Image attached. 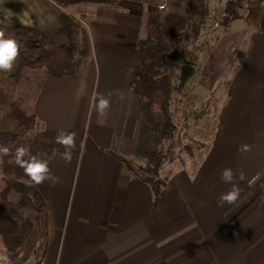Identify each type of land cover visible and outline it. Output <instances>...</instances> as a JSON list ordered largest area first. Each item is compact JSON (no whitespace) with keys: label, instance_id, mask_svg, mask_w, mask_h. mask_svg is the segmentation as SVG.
Masks as SVG:
<instances>
[{"label":"crops","instance_id":"1","mask_svg":"<svg viewBox=\"0 0 264 264\" xmlns=\"http://www.w3.org/2000/svg\"><path fill=\"white\" fill-rule=\"evenodd\" d=\"M166 2L71 4L76 15L74 9L84 6L75 17L88 31V59L71 76L27 70L19 90L15 86L38 119L28 144L32 153L51 156L57 150L49 167L60 182L33 186L47 203L40 264H264V0L258 23L240 19L217 29L204 26L190 53L196 100L218 99L211 138L190 163L166 173L161 168L166 184L155 195L118 156L135 160L139 134L149 133L140 130L131 76L144 21ZM216 3L210 0L209 12ZM25 6V22H35L61 45L57 16L42 19V0ZM110 92V110L101 117L93 97ZM59 129L76 133L71 163L55 142ZM242 144L251 150L240 152ZM7 161L0 164L1 175L28 183L23 169ZM224 168L243 171L245 180L235 181L243 190L235 204L218 206L219 195L230 188L220 178Z\"/></svg>","mask_w":264,"mask_h":264},{"label":"trees","instance_id":"2","mask_svg":"<svg viewBox=\"0 0 264 264\" xmlns=\"http://www.w3.org/2000/svg\"><path fill=\"white\" fill-rule=\"evenodd\" d=\"M55 11L59 22L58 37L52 38L25 25L6 26V37L17 40L20 54L11 72L0 77H19L27 70H42L51 76H71L79 72L91 53V42L84 25L63 10L73 3H115L118 0H42ZM263 0H218L226 15L223 27L240 19L258 23ZM210 0H167L157 13L144 21L139 37L131 86L140 107L142 127L150 130L146 146V164L135 165L118 155L132 172L150 184L155 195L166 182L160 177L165 141L177 135L170 105L174 92L180 91L182 64H194L186 52L187 40L196 41L208 21ZM185 56V57H184ZM182 58V59H181ZM181 60V61H179ZM178 83L174 82V79ZM38 119L31 102L0 87V145L14 152L28 145ZM142 128H140L141 130ZM47 203L36 188L12 176L0 177V234L14 264H26L31 257L41 261L47 239Z\"/></svg>","mask_w":264,"mask_h":264},{"label":"rangeland","instance_id":"3","mask_svg":"<svg viewBox=\"0 0 264 264\" xmlns=\"http://www.w3.org/2000/svg\"><path fill=\"white\" fill-rule=\"evenodd\" d=\"M20 1V0H19ZM29 0H24V5H19L18 0H0V29L4 31L6 26H15L19 25V21L16 19V14H23V10L27 8L26 2ZM44 3V2H43ZM212 3V0H211ZM45 11L42 15L43 20H49L53 18V14L55 11L52 7H49L47 4L44 3ZM22 7V8H21ZM212 7L214 9L211 12L214 16H217L221 11L219 3L213 4ZM66 12L80 18V15H83L84 6L79 9H74L77 15L72 11V7H65L63 8ZM86 10V8H85ZM38 10L35 11V14ZM56 15V14H55ZM27 18V16H25ZM82 18V17H81ZM80 21V20H79ZM82 25L85 26L84 22L80 21ZM35 22H25V26H29L35 29L37 28V24ZM205 26L208 29L212 27L218 28L214 26L213 21L208 18L207 23ZM199 40L193 41L190 38L187 40V48L186 52H194L197 48ZM185 57V56H184ZM37 70V69H34ZM180 71V70H179ZM24 74V73H23ZM23 74L17 78L15 77H0V87L6 90L13 96L21 97L18 92L19 87L23 81ZM22 79V80H21ZM21 80V81H19ZM25 80V77H24ZM19 81V82H18ZM175 83H178L176 78L174 79ZM193 79L188 80L185 85L180 89L178 92H174L171 105H170V112L173 118L175 125L177 126V135L170 141H165V151L163 156V164L165 162V166L163 164L161 168H166L164 173L172 170V168H180L185 164L190 163V160L194 155H197V151L200 147L205 146L206 142H208L211 138V131L214 129V123L216 120V112L215 106L217 105V101L214 97L211 99H203L202 102H198L196 97L193 94ZM18 87L17 88L15 87ZM195 90V89H194ZM219 93V91H218ZM179 94V95H178ZM218 95V94H217ZM220 95V94H219ZM26 99V98H24ZM214 99V100H213ZM28 100V99H26ZM29 101V100H28ZM30 102V101H29ZM142 128V126H140ZM146 128V126H145ZM149 130V129H148ZM150 130L149 133H140L138 137V145L136 143L138 154L135 155V160L133 158H126L125 160H129L130 162L134 163L135 165H145L146 164V152H147V139L149 140ZM9 159L6 157L3 161ZM1 164V162H0ZM172 167V168H171ZM0 168L1 165H0ZM0 173V177H2ZM7 254L10 257L11 264H14V261L11 259L10 254H8L2 235L0 234V255ZM26 264H40V261L37 260L35 257H31Z\"/></svg>","mask_w":264,"mask_h":264},{"label":"clouds","instance_id":"4","mask_svg":"<svg viewBox=\"0 0 264 264\" xmlns=\"http://www.w3.org/2000/svg\"><path fill=\"white\" fill-rule=\"evenodd\" d=\"M26 12L23 14H16V19L20 24L25 23ZM20 54V46L16 39L12 37H6L2 29H0V72H11ZM112 93H108L107 96L103 94H97L93 97V108L96 113L105 117L111 107ZM55 142L64 148V152L60 153L61 158L66 163H71L73 152L76 150V133L68 132L64 129H59L55 136ZM83 145H81V148ZM251 150V146L248 144H242L239 148L240 152H248ZM57 155V150H53L51 156L48 153H36L33 154L31 147L28 145H22L12 152L9 147L0 145V162H3L5 157H9L8 163L15 165L23 169L24 175L28 178V183L31 186H39L45 181L49 182L52 186H55L60 182V177L56 176L49 167L51 159ZM221 181L230 185V188L219 195L217 199L218 206L224 204L233 205L240 198L242 189L235 181L245 180V174L243 171L239 173L234 172L231 168H224L220 172ZM0 264H11L10 257L7 254L0 255Z\"/></svg>","mask_w":264,"mask_h":264},{"label":"water","instance_id":"5","mask_svg":"<svg viewBox=\"0 0 264 264\" xmlns=\"http://www.w3.org/2000/svg\"><path fill=\"white\" fill-rule=\"evenodd\" d=\"M195 72V67L193 64L184 63L180 67L179 73V87L182 88L188 79H190Z\"/></svg>","mask_w":264,"mask_h":264},{"label":"built area","instance_id":"6","mask_svg":"<svg viewBox=\"0 0 264 264\" xmlns=\"http://www.w3.org/2000/svg\"><path fill=\"white\" fill-rule=\"evenodd\" d=\"M225 15L226 13L224 10H221L217 16H214L212 12H209L208 18H210L213 21L214 26L219 27Z\"/></svg>","mask_w":264,"mask_h":264}]
</instances>
